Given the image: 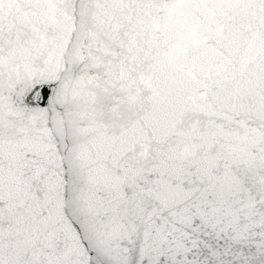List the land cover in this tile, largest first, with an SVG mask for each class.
<instances>
[{
	"label": "snow or ice",
	"instance_id": "1",
	"mask_svg": "<svg viewBox=\"0 0 264 264\" xmlns=\"http://www.w3.org/2000/svg\"><path fill=\"white\" fill-rule=\"evenodd\" d=\"M0 264H264V0H0Z\"/></svg>",
	"mask_w": 264,
	"mask_h": 264
}]
</instances>
